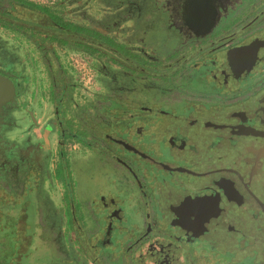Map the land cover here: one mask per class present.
Listing matches in <instances>:
<instances>
[{
  "label": "flooded vegetation",
  "instance_id": "obj_1",
  "mask_svg": "<svg viewBox=\"0 0 264 264\" xmlns=\"http://www.w3.org/2000/svg\"><path fill=\"white\" fill-rule=\"evenodd\" d=\"M130 1L108 17L140 28L135 47L95 30L112 46L88 53L93 102L69 108L75 84L64 68L63 84L50 75L53 121L36 136L38 91L22 71L32 61H17L21 30L0 22L11 32L0 36V75L14 87L0 106V250L14 259L55 223L67 264L264 261V0ZM20 5L0 0V12L13 18ZM22 32L26 55L38 48L45 65L43 41ZM53 176L63 216L42 220Z\"/></svg>",
  "mask_w": 264,
  "mask_h": 264
},
{
  "label": "rangeland",
  "instance_id": "obj_2",
  "mask_svg": "<svg viewBox=\"0 0 264 264\" xmlns=\"http://www.w3.org/2000/svg\"><path fill=\"white\" fill-rule=\"evenodd\" d=\"M20 4H32L41 8L46 9L49 12H52L64 19L71 20L73 22L79 23L88 28L98 30L101 33L112 35L115 37V40L120 43H125L129 46L135 47V39L140 34V28H135L136 25L132 24L131 21H120L115 25H110L111 19L108 15L113 14L114 11H119L126 6V4L131 2L130 0H17ZM150 8V4L149 7ZM132 16H136V12H131ZM110 14V15H111ZM137 29L132 32L128 31L131 28ZM127 29V30H126ZM126 30V31H125ZM18 43L21 46L20 52L17 55V61L25 62L32 61L31 65L26 62L22 71L23 75L27 76L30 80V84L33 85L38 91L37 98L31 109H34V118L32 121L34 129H32L31 134L38 135V131L41 129V125H44L48 119L52 122V107L48 106V101H50L49 95V83L47 70L44 65V60L37 53L38 48L29 49L31 55L27 54L28 51L22 49L24 45L28 44V38L26 35L19 31ZM11 32H2L0 29V36L2 39L9 40L7 36ZM131 34V35H130ZM136 34V35H135ZM40 41V40H39ZM9 42V41H6ZM38 42V41H37ZM41 42V41H40ZM33 42H31L32 44ZM39 44V43H38ZM46 45V48L49 50L54 49L57 56V60L60 62L62 68H64L66 76L69 82L75 84V89L70 91L68 96L67 106L72 108L74 104L80 106L86 101H92V94L97 90V77H96V62L93 59V56H90L88 53L80 52L67 48H58L51 43H43ZM138 44V43H137ZM51 55V54H50ZM27 57V58H26ZM52 60L55 62V57L51 55ZM0 61H2L0 59ZM56 64V62L54 63ZM34 67V68H33ZM46 95V99H40L39 94ZM56 101V100H54ZM27 107L29 106L26 105ZM47 107V108H46ZM48 109L47 112H44L43 109ZM50 109V110H49ZM42 112H39L41 111ZM32 113V112H31ZM47 116V117H46ZM52 124V130L45 133V140L54 146L56 140V131L54 123ZM6 180L7 177H4ZM43 187L41 189V203L43 204V213L45 217L41 216V219L46 220H57L56 217L62 214L63 216V200L60 198L61 187L59 186L58 179L56 176L49 178L47 181L43 182ZM35 220L33 216L32 220ZM5 223H1L2 227H5ZM43 224V222H41ZM46 225V224H45ZM48 226V224L46 225ZM34 227V226H33ZM49 227V226H48ZM48 230L49 233L43 231L39 233L37 237L31 236V243L25 245V249L22 247L15 248V257L10 259L8 255V249L0 250V264H67L66 261L70 260L71 255L69 251L63 256V228H59L55 223L52 224L51 228ZM4 235V233H3ZM41 235V237H40ZM2 236V233H0ZM11 236V234L9 235ZM40 237V238H39ZM16 243L18 239L16 236L13 237ZM39 238V239H38ZM52 239V240H51ZM10 240V239H9ZM9 240L6 244L11 243ZM15 243V244H16ZM9 245V244H8ZM11 246V244H10ZM59 250V251H58ZM68 257V258H67ZM68 259V260H67ZM75 264V263H73ZM80 264V263H79ZM250 264H264V261L251 262Z\"/></svg>",
  "mask_w": 264,
  "mask_h": 264
},
{
  "label": "trees",
  "instance_id": "obj_3",
  "mask_svg": "<svg viewBox=\"0 0 264 264\" xmlns=\"http://www.w3.org/2000/svg\"><path fill=\"white\" fill-rule=\"evenodd\" d=\"M8 8L0 12V22L3 25L12 24L13 27L31 33L35 38L55 43L59 47L70 46L83 50L90 55L98 53L106 55L112 42L99 32L79 23L64 19L44 8L30 4L14 7L15 17L9 16ZM40 50L45 56V63L49 67L47 53L41 45ZM128 55V54H127Z\"/></svg>",
  "mask_w": 264,
  "mask_h": 264
},
{
  "label": "crops",
  "instance_id": "obj_4",
  "mask_svg": "<svg viewBox=\"0 0 264 264\" xmlns=\"http://www.w3.org/2000/svg\"><path fill=\"white\" fill-rule=\"evenodd\" d=\"M43 43H50V42H43ZM53 44V43H51ZM45 48V52L47 53V60L49 63V67L46 65L45 68L51 70L50 75L54 76L56 78L57 81H59L61 84H63V68L60 64V62L57 60V56H56V52L54 49H47L46 45L42 44ZM53 56V59L55 57V62L56 64H54L55 62L52 60L51 55ZM14 91V87L12 82H10L9 80H7L6 78L0 77V106L3 105L4 103H7L8 100L6 98L12 96ZM58 91L54 92V100H56L58 98ZM39 98L43 99L45 98L46 100V95L44 93V95H42V93L39 94Z\"/></svg>",
  "mask_w": 264,
  "mask_h": 264
},
{
  "label": "water",
  "instance_id": "obj_5",
  "mask_svg": "<svg viewBox=\"0 0 264 264\" xmlns=\"http://www.w3.org/2000/svg\"><path fill=\"white\" fill-rule=\"evenodd\" d=\"M2 74V73H1ZM0 77H3V75H0ZM18 133H15V135H17Z\"/></svg>",
  "mask_w": 264,
  "mask_h": 264
}]
</instances>
